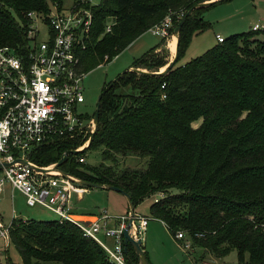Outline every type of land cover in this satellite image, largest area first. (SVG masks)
Returning <instances> with one entry per match:
<instances>
[{
    "label": "trees",
    "instance_id": "obj_1",
    "mask_svg": "<svg viewBox=\"0 0 264 264\" xmlns=\"http://www.w3.org/2000/svg\"><path fill=\"white\" fill-rule=\"evenodd\" d=\"M48 1L0 0V45L24 52L27 12L48 11ZM203 1L103 0L93 7V23L78 52L85 72L111 60L167 14L174 31L191 12L178 31L174 63L154 73L169 60L161 37L130 65L145 71L127 69L110 80L92 138L58 168L81 180L119 187L133 206L163 193L149 205L150 213L174 236L183 230L191 249L200 246L216 256L236 249L241 262L264 264V30L233 33L178 63L192 36L210 25L202 16L204 7L221 0ZM259 31L262 38L256 36ZM90 134L42 142L29 157L39 165L56 162ZM91 147L101 148L99 163L76 158ZM118 154L146 157V166L117 167ZM8 229L22 264H114L95 239L69 220L13 216ZM123 244L127 263L139 264L133 245ZM7 263L13 264L8 255Z\"/></svg>",
    "mask_w": 264,
    "mask_h": 264
},
{
    "label": "built area",
    "instance_id": "obj_2",
    "mask_svg": "<svg viewBox=\"0 0 264 264\" xmlns=\"http://www.w3.org/2000/svg\"><path fill=\"white\" fill-rule=\"evenodd\" d=\"M102 1L71 0L67 7L53 1V9L46 12L29 10L24 52L8 44L0 45V163H7L0 168V191L8 181L28 205L40 204L56 213L60 221H72L106 250L114 264H128L123 230L127 227L128 233L141 239L142 244L149 217L130 209L112 214L104 207L91 213V217H82L71 200L74 195L81 198L87 186L78 177L53 169L54 163L39 165L29 157L31 148L42 142L89 134L95 127L92 114L78 111L84 101L86 74L80 68L78 52L85 47L93 7ZM171 25L167 14L147 30L167 38ZM250 27L264 30V22L256 21ZM215 36L217 41L224 38L219 33ZM87 141L88 138L85 144ZM162 194L158 193L154 200ZM8 227L0 221L1 236L9 238ZM260 227L264 231V221ZM183 236V230L176 231L175 237ZM184 246H190L189 240Z\"/></svg>",
    "mask_w": 264,
    "mask_h": 264
},
{
    "label": "rangeland",
    "instance_id": "obj_3",
    "mask_svg": "<svg viewBox=\"0 0 264 264\" xmlns=\"http://www.w3.org/2000/svg\"><path fill=\"white\" fill-rule=\"evenodd\" d=\"M53 1H48L51 9H53ZM70 4L71 0H62L60 3L61 7H67ZM202 16L210 25L192 36L189 44L180 55L178 63H183L201 54L215 44L217 42L216 33L226 37L233 33L250 30V24L253 20L264 22V0H221L215 4L205 6ZM109 20V23H111L112 19L110 18ZM169 34L173 35V31H170ZM256 36L262 38L263 31H259ZM164 38V46L168 49L169 56L171 54L168 48L170 42L166 46V37ZM160 39L161 36L145 30L118 54L113 56L111 60L100 63L88 70L83 79L84 101L78 106V111L91 115L95 110L96 101L102 87L115 78L118 73L130 67L135 58L158 43ZM171 39L172 36L169 41ZM171 51L174 53V50ZM199 122L200 119L194 121L193 125L196 126ZM87 135L85 134L84 136ZM86 140L77 147L81 148L84 146ZM76 158L89 164H97L102 160L101 148L91 147L85 149L77 153ZM146 161V157L135 154H118L115 165L120 168L124 166L143 167L146 166ZM0 175H2L1 170ZM156 195L158 193L145 197L133 208L136 214H145L149 217L148 225L143 232L142 244L151 264H254L247 261L241 262L238 259L236 249H231L226 254L216 256L200 246H194L191 249L190 247L192 246L190 245L186 248L184 242L188 241L189 238L186 236L184 238L175 237L161 220L151 215L149 205L154 201ZM71 203L78 208L81 206L87 210L104 207L112 214L124 213L130 209L125 195L108 187L88 186L86 191L83 192L81 199L77 200V196L74 195ZM13 216L36 219L57 218L56 213L40 204L28 205L22 193L18 189H13L11 184L6 181L4 189L0 191V221L4 225H8ZM7 255L13 264H22L21 255L16 246L9 238L0 235V264H8Z\"/></svg>",
    "mask_w": 264,
    "mask_h": 264
},
{
    "label": "water",
    "instance_id": "obj_4",
    "mask_svg": "<svg viewBox=\"0 0 264 264\" xmlns=\"http://www.w3.org/2000/svg\"><path fill=\"white\" fill-rule=\"evenodd\" d=\"M210 1H213V0H206V1H203L202 3H208V2H210ZM190 12H191V9H189V10L186 12V14L183 15V16L181 17V19L179 20L178 24H177V25L175 26V28H174L173 33H176V35H177V39H178V31H179V29H180V26H181V24L183 23V21L185 20L187 14H189ZM176 55H177V40H176V46H175L174 55L172 56V58H170V59L168 60V62L164 65V67L160 68L158 71H154V73H162V72H164L168 67H170V66L174 63L175 58H176ZM127 69H135V70H138V71H140V70L145 71V69H143V68H140V67H133V66H130V67H128ZM127 69H125V70H127ZM115 78H116V77H115ZM115 78H113L112 80H114ZM111 83H112V81H110V82L108 83V85L105 86L103 90H101V92H100V94H99V96H98V98H97V101H96V107H95V112H94V115H93V120H94V123H95V127H94L93 131L91 132V134H90V136H89V138H88L87 143H86L84 146H82L81 148H74V149H67V150H65V151L61 154L60 158H59L56 162H54V164H53V166H52L53 169H58V165H59V164H60V163H61V162L67 157V155H68L69 153H75V152H78V151L82 150L85 146H87V144L89 143L90 139H91L92 136H93V133H94V131H95L96 124H97V121H98L101 94L106 90V88H107L108 86L111 85ZM21 160H24V159H21ZM6 164H7L6 162H4V163H0V168H1L3 165H6ZM37 167H38V168H44V167H41V166H37ZM59 169H60V168H59ZM62 171H63V170H62ZM63 172H65V171H63ZM80 183L83 184V185H85V186H87V187H88V186H92V187H93V186H95V187H108V188H112V189H115V190L121 191L123 194L126 195V197H127V199H128L129 207H130V211H131V212L133 211L134 206H133L132 202L130 201L129 194L126 193L125 191H123L122 189H120L119 187H117V186H115V185H103V184H101V183L92 182V181H88V180H81V179H80ZM123 235H124L125 242H128V241H129V242L133 245V247L135 248V250H136V252H137V254H138V256H139V264H151V263L149 262L148 258H147V255L145 254V251H144L142 245H141V239H134V238L128 233L127 227L124 228V230H123ZM125 251H126V246H125Z\"/></svg>",
    "mask_w": 264,
    "mask_h": 264
},
{
    "label": "crops",
    "instance_id": "obj_5",
    "mask_svg": "<svg viewBox=\"0 0 264 264\" xmlns=\"http://www.w3.org/2000/svg\"><path fill=\"white\" fill-rule=\"evenodd\" d=\"M256 21H259V20H253L252 22H251V24L252 23H254V22H256ZM250 24V25H251ZM171 36L172 35H170V37H167L166 38V41H167V45L166 46H168V42H170L169 40H170V38H171ZM169 46H170V44H169ZM168 46V48L170 49V55L168 56V59H170V58H172V56L174 55V53H173V51H171L172 49H171V47H169ZM160 49V47H157L156 48V50L158 51ZM173 50H175V49H173ZM121 192V191H120ZM125 195V194H124ZM125 197H126V195H125ZM81 198H77V200H80ZM126 199H127V197H126ZM127 203H128V206H129V202H128V199H127ZM84 208H82L81 206H80V208H78V207H76L75 206V211L80 215V216H82V217H85V218H88V217H91V213H93V212H96L98 209H99V207L98 208H96L95 210H87V209H84ZM15 215V214H14ZM12 219V218H11ZM158 220H161V219H159V218H157ZM11 221V220H10ZM162 221V220H161ZM148 222H149V220H148ZM163 222V221H162ZM10 223V222H9ZM164 223V222H163ZM165 224V223H164ZM147 225H148V223H147ZM147 225H146V227H147ZM146 229V228H145ZM142 246H143V244H141ZM143 249H144V246H143Z\"/></svg>",
    "mask_w": 264,
    "mask_h": 264
},
{
    "label": "bare ground",
    "instance_id": "obj_6",
    "mask_svg": "<svg viewBox=\"0 0 264 264\" xmlns=\"http://www.w3.org/2000/svg\"><path fill=\"white\" fill-rule=\"evenodd\" d=\"M176 40H177V35H176V33H173V35H172V39H171V41H170V47H171L172 50L175 49V46H176ZM174 51H175V50H174Z\"/></svg>",
    "mask_w": 264,
    "mask_h": 264
}]
</instances>
